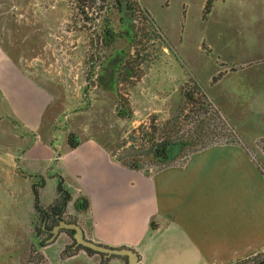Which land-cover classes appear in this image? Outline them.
<instances>
[{"label": "rangeland", "instance_id": "rangeland-1", "mask_svg": "<svg viewBox=\"0 0 264 264\" xmlns=\"http://www.w3.org/2000/svg\"><path fill=\"white\" fill-rule=\"evenodd\" d=\"M75 1L0 0V45L47 96L34 132L0 98V264L89 263L63 255L81 250L73 235L60 230L52 237L59 219L78 220L74 201L55 220L28 208L29 185L39 178L46 183L38 198L45 210L57 197L59 175L75 196L70 174L46 157L19 161L33 141L65 154L70 133L97 141L116 162L141 155L151 173L180 166L169 172L177 177L173 187L204 188L203 197L173 194L185 206L176 203L171 230L195 218L209 223L204 230L219 222L228 232L264 229V0H130L133 10L123 12L111 0H95L85 13ZM106 22L114 37L109 46ZM118 95L128 117L117 113ZM204 118L214 135L194 152L179 156L173 145L167 164L145 158L163 139L192 135ZM13 174L25 178H7ZM183 176L192 178L189 184ZM260 239L219 264L262 261ZM169 240L150 239L153 249L138 252L142 264H191L175 257L180 243Z\"/></svg>", "mask_w": 264, "mask_h": 264}, {"label": "crops", "instance_id": "crops-1", "mask_svg": "<svg viewBox=\"0 0 264 264\" xmlns=\"http://www.w3.org/2000/svg\"><path fill=\"white\" fill-rule=\"evenodd\" d=\"M37 87L29 81L27 75L0 45V98L5 101L9 113L30 132H34L38 125L40 105L44 104L47 98L43 90ZM67 147L68 151L65 154L60 155L57 152L55 156V146L33 141L25 147L19 161L23 164L32 157L38 159L46 157L70 174V181L77 194L73 196L70 193L71 199L68 203L74 201L75 204L79 197L88 200L87 210H75L78 219L76 222L83 219L79 224L87 239L109 247H128L138 254L139 250L153 249L154 243L147 244L150 239L155 240L162 236L170 241L172 238L177 244L180 243L178 246L180 251L178 250V256L175 257L183 256L191 264L195 262L219 264L227 258L232 259L235 253L242 252L243 248L250 247L253 241L261 240V237L264 239V229H260V224L255 229L244 226L243 229L238 227V230L234 226L231 232H228V226L224 228L219 222L204 230L209 227V223L205 224L200 220L197 224L195 218L196 221L183 220L185 223L180 221V224L177 223L176 228L171 230L172 223H176H171V218L176 216V203L180 202L181 207L185 206L184 199L176 200L172 197L173 194L178 192L181 196L203 197L204 192V188L199 186L193 189L187 185L185 188L173 187L171 180L177 177L174 175L171 177L169 172L180 166L164 167L146 175L142 170L127 168L112 160L110 153L95 140L79 141L75 148H71L67 143ZM188 159L186 157L185 160ZM185 165L184 162L181 167ZM59 176L66 187L67 177ZM197 176L201 179L200 175ZM8 177L10 180L25 178L20 174L7 175ZM191 180L190 176H183L181 183L189 184ZM31 186L32 184L29 185L30 188ZM33 206L34 200L29 203L28 208L32 209ZM168 218L170 219L167 224ZM222 228L225 230L224 233L221 231ZM229 233L232 234L231 238ZM216 234L219 237H216L217 240L214 242L212 240ZM166 249L171 250L169 245ZM80 255L86 258L88 264H101L105 259L98 253L88 254L82 249L68 258ZM108 264L126 262L119 255H115L110 257ZM137 264H142V257L138 259Z\"/></svg>", "mask_w": 264, "mask_h": 264}, {"label": "trees", "instance_id": "trees-1", "mask_svg": "<svg viewBox=\"0 0 264 264\" xmlns=\"http://www.w3.org/2000/svg\"><path fill=\"white\" fill-rule=\"evenodd\" d=\"M87 1L95 2V0H76V3H79L81 6V13H85V9L87 6ZM112 6L114 5L118 11H128L133 10L132 6L129 5L130 0H111ZM131 31V30H130ZM130 33V32H129ZM103 37H104V46H109L113 43V32L110 27V24L106 22L104 29H103ZM119 100V109L117 111L118 115L123 117H128L129 115V108L128 104L123 100V97L121 95H118ZM213 133L211 130H209L206 120L199 119L195 123V130L192 135H185L181 138H178L174 141H167V139H163L157 143H155L147 152V155L145 158H148L149 160H152L155 164H167L171 161V148L173 145H178L179 156H185L188 153L194 152L198 147H200L206 140H208L209 137H212ZM234 142H236L234 139H232ZM68 145L71 148H75L79 141L78 139L70 133L68 136ZM203 148V147H202ZM143 157L138 154H134L132 156H129L127 159H117V162L121 163L123 166L131 169L136 170H142L146 175L151 174L148 170H144L142 166V159ZM45 183V180L43 178H39L38 181H35L32 183L31 189L32 193L34 195V211L38 213L39 215L43 216L45 218L46 214L53 215L54 220L57 217H62V214L64 213V210L67 206L68 201L71 199L70 192L64 185V181L62 177H58L57 185H56V193L57 197L55 198L54 202L49 206L47 210L44 209V207L40 204L39 198V188L43 187ZM88 200H86L85 197H79L76 199L74 207L78 211H85L88 209ZM62 219V218H61ZM60 220V219H59ZM58 220V221H59ZM64 220V219H63ZM68 221V220H65ZM68 222H75V221H68ZM64 231L70 233L73 235V230H65ZM79 249L84 250L88 254L92 253H98L95 252L89 248L78 246ZM75 254V252H73ZM72 253L67 254L66 252H63V255L65 256H72ZM102 257V254H98ZM115 256V255H113ZM122 258L125 260L127 264V258L125 256H122ZM110 257L103 259L101 261V264H108ZM256 264H264V259L262 261H259Z\"/></svg>", "mask_w": 264, "mask_h": 264}, {"label": "water", "instance_id": "water-1", "mask_svg": "<svg viewBox=\"0 0 264 264\" xmlns=\"http://www.w3.org/2000/svg\"><path fill=\"white\" fill-rule=\"evenodd\" d=\"M58 224L53 226L52 237L56 236L60 230H73V239L76 246L89 248L98 254H102V257L108 258L113 255H119L120 257L125 256L127 258V264H137L138 254L136 251L128 247H107L105 245L98 244L93 240L87 239L84 236L83 229L76 222H68L63 219L57 221Z\"/></svg>", "mask_w": 264, "mask_h": 264}, {"label": "flooded vegetation", "instance_id": "flooded-vegetation-1", "mask_svg": "<svg viewBox=\"0 0 264 264\" xmlns=\"http://www.w3.org/2000/svg\"><path fill=\"white\" fill-rule=\"evenodd\" d=\"M48 217H49V216H48V214H46V216H45V218H44V219H48ZM50 217H51V216H50Z\"/></svg>", "mask_w": 264, "mask_h": 264}]
</instances>
